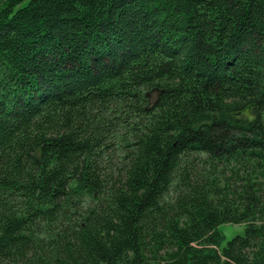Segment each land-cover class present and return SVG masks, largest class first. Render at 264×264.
<instances>
[{
  "label": "trees",
  "instance_id": "trees-1",
  "mask_svg": "<svg viewBox=\"0 0 264 264\" xmlns=\"http://www.w3.org/2000/svg\"><path fill=\"white\" fill-rule=\"evenodd\" d=\"M0 8V258L264 264V0Z\"/></svg>",
  "mask_w": 264,
  "mask_h": 264
},
{
  "label": "rangeland",
  "instance_id": "rangeland-1",
  "mask_svg": "<svg viewBox=\"0 0 264 264\" xmlns=\"http://www.w3.org/2000/svg\"><path fill=\"white\" fill-rule=\"evenodd\" d=\"M1 10V8H0ZM210 114H206L204 119H207ZM19 217V213L16 210L10 211H1L0 210V221L7 219L8 217ZM221 230L226 236V239H229L234 234L242 232L244 225L243 224H222ZM52 255L48 250H41L32 253H22L14 256L11 259L0 258V264H52Z\"/></svg>",
  "mask_w": 264,
  "mask_h": 264
}]
</instances>
